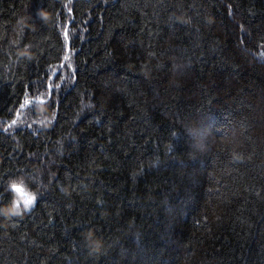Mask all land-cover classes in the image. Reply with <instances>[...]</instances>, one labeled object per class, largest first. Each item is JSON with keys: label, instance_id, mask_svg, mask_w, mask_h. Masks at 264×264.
<instances>
[{"label": "trees", "instance_id": "16d2710c", "mask_svg": "<svg viewBox=\"0 0 264 264\" xmlns=\"http://www.w3.org/2000/svg\"><path fill=\"white\" fill-rule=\"evenodd\" d=\"M13 183L0 264H264V0H0Z\"/></svg>", "mask_w": 264, "mask_h": 264}, {"label": "clouds", "instance_id": "9594fccd", "mask_svg": "<svg viewBox=\"0 0 264 264\" xmlns=\"http://www.w3.org/2000/svg\"><path fill=\"white\" fill-rule=\"evenodd\" d=\"M13 184H15V183H13ZM16 203H17V201L14 197L13 200L9 204H7L3 207H0V216H4L6 218L20 216L25 209L24 208L22 209L21 207L18 208L16 206ZM85 239L89 243L90 246H94L95 248L97 246L100 247L99 242L95 239V237L91 231L86 233Z\"/></svg>", "mask_w": 264, "mask_h": 264}, {"label": "snow or ice", "instance_id": "6c2138e0", "mask_svg": "<svg viewBox=\"0 0 264 264\" xmlns=\"http://www.w3.org/2000/svg\"><path fill=\"white\" fill-rule=\"evenodd\" d=\"M12 191L21 194V199L23 201V208L25 210H28L29 208H31L32 204L35 201V197L32 195H24L23 194V190L20 186H18L17 184H12L11 185ZM16 206L19 208L20 207V202L17 201ZM99 246H97L94 250H98Z\"/></svg>", "mask_w": 264, "mask_h": 264}, {"label": "rangeland", "instance_id": "374dc122", "mask_svg": "<svg viewBox=\"0 0 264 264\" xmlns=\"http://www.w3.org/2000/svg\"><path fill=\"white\" fill-rule=\"evenodd\" d=\"M11 190H12V188H11ZM23 190V189H22ZM14 194H15V196H16V201H19L20 202V207L23 209V201H22V199H21V194H19V193H16V192H14V191H12ZM23 194L24 195H29V194H27V193H25V191L23 190ZM35 202V201H34ZM34 205V203L32 204V206ZM32 206H31V208H32ZM30 209V208H29ZM28 209V210H29ZM24 211H27V210H24Z\"/></svg>", "mask_w": 264, "mask_h": 264}, {"label": "water", "instance_id": "95a60500", "mask_svg": "<svg viewBox=\"0 0 264 264\" xmlns=\"http://www.w3.org/2000/svg\"><path fill=\"white\" fill-rule=\"evenodd\" d=\"M65 61L63 62V64L61 65V67L64 65Z\"/></svg>", "mask_w": 264, "mask_h": 264}]
</instances>
